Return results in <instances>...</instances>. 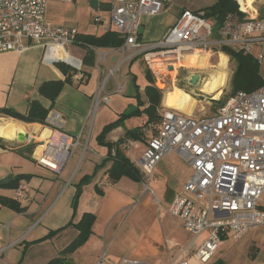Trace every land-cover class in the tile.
<instances>
[{"label":"built area","instance_id":"2783aa9c","mask_svg":"<svg viewBox=\"0 0 264 264\" xmlns=\"http://www.w3.org/2000/svg\"><path fill=\"white\" fill-rule=\"evenodd\" d=\"M170 1H109L108 29L114 27L122 40L112 51L129 54L108 70L107 79L125 61L141 55L157 86L161 80L166 82V77L173 80L172 71H177L176 65L182 55H192L195 50L211 53L212 47L219 49L222 45L232 46L244 54L256 50V59L261 63L264 57V16L260 17L257 9L246 5L243 8L241 4L240 9L246 15L244 19L227 14L215 35L212 20L205 18L202 11L183 10L161 40L147 45L140 43L137 38L142 17L158 14ZM46 3L47 0H0V53H22L29 46L28 42L55 48L75 70L71 79L80 82L84 76L82 60L68 50L77 43L79 32L74 27L48 25ZM97 21L106 22L101 18ZM98 53L99 60L108 56L107 52ZM105 82H101L103 88L100 87L95 94L96 103L111 101V94L104 95ZM123 92L124 83H121L112 94ZM59 119L60 115L54 113L52 120H48L55 126L45 138L32 141L28 138L26 141L33 144L31 156L36 164L54 173L64 168L78 146L83 151L87 149V141L82 142L81 134L63 130ZM145 131L151 136L138 160L145 191L150 190L154 167L168 152L176 151L191 168L190 176L167 208L190 236L184 250L204 234L194 254L206 262L229 236L240 238L251 229L264 228V208L259 204L264 193V80L253 91L228 93L211 114L194 116L164 109L157 128L148 126ZM134 141L127 138L117 148L129 150ZM117 148H112L111 156L115 155ZM26 196L25 185L18 182L16 199ZM4 227L8 229L9 224ZM95 264L111 263L102 254ZM116 264L148 263L122 258Z\"/></svg>","mask_w":264,"mask_h":264},{"label":"crops","instance_id":"0c3cea01","mask_svg":"<svg viewBox=\"0 0 264 264\" xmlns=\"http://www.w3.org/2000/svg\"><path fill=\"white\" fill-rule=\"evenodd\" d=\"M241 1L239 0L240 4ZM213 2L214 0H171L158 14L142 17L140 25L142 31L138 34L137 40L146 45L157 42L163 38L183 10L197 12ZM248 5H251L250 2ZM171 10H175V13L169 14ZM160 14L163 15L162 18L158 17ZM108 24L104 31L112 30V28L108 29ZM28 45L22 53L15 51L0 53V108H10L25 114L30 102L37 101L48 109L46 117L48 125L25 122L2 113H0V123L14 121L19 126V130L26 132L32 141L44 138L51 133L55 125L48 120L54 113H58L62 129L71 134H81L82 142L87 141V147L100 157V160L93 162L94 165L90 168L92 170L80 176L77 174L73 176L71 167L67 164L59 173H54L36 164L31 152L26 151L27 142L19 144L11 140L14 135L10 138L0 136V264H7L3 261L4 258H9L12 261L11 264L14 262L30 264V258H38V261L40 258L41 261L42 258H63L60 255L79 233L75 224L83 213L87 212L86 202L104 196L103 188L112 186L115 189L119 187V184L124 185L123 192L128 193L130 190H135L136 183L140 182L126 176L116 181L109 177L113 159L109 156L107 143L116 142L125 134V128L128 127L122 125L114 128L105 135L103 142H99L98 138L103 127L117 118L123 110L125 113L127 107L134 105L133 112L136 111L134 98L136 92L133 85L128 84L127 87L130 89L128 94L117 95V98L111 99L108 104L101 101L103 105H111V108L97 106L99 109L92 113L94 97L103 76L107 70L116 66L123 56L112 51L115 47H94L93 53L90 54L80 42L71 45L70 52L82 60L84 76L80 82H77L71 79L75 70L63 60L59 50L32 42H28ZM47 50L51 52L48 57L44 55ZM98 52H107L108 56L105 60H99ZM90 55H92L91 58ZM43 57L47 60L44 61ZM128 64L124 70L129 67ZM121 67L120 65L116 72L119 80L122 77L125 79ZM67 76L70 80L63 85L53 102L39 93L38 89L42 83L65 80ZM113 85L114 83H111L104 94H112ZM143 88L139 86L140 92ZM108 116L114 117L105 121ZM32 125H38L39 129L34 131ZM136 141L133 146L136 145ZM147 141H141L142 152ZM129 150L123 151L126 157ZM86 164L88 166L90 162ZM17 182H22L27 191V196L21 200L15 197ZM181 188L182 186L173 191L170 201ZM6 199L10 202L13 200L19 202V209L11 206L10 202L7 203ZM261 207L264 208L262 205ZM4 224H9V228H5ZM92 232L91 227L90 235ZM44 260L45 264L50 261Z\"/></svg>","mask_w":264,"mask_h":264},{"label":"rangeland","instance_id":"374dc122","mask_svg":"<svg viewBox=\"0 0 264 264\" xmlns=\"http://www.w3.org/2000/svg\"><path fill=\"white\" fill-rule=\"evenodd\" d=\"M90 1L47 0L45 8L46 23L51 26L74 27L79 33L85 35H101L108 27L106 24L109 23L110 0H98L99 7L96 9L91 6ZM241 3L244 6L243 8L246 5L249 8L257 9L258 13L259 9L264 11V0H255L254 3L250 1V6L245 3V0H242ZM172 13H175V10L169 12V14ZM158 17L162 18L163 15L160 14ZM100 18L106 22H98L97 20ZM112 30L115 31V28L112 27ZM69 51H71L70 47ZM50 53L47 50L44 55L48 57ZM219 53L220 51L216 47H212L211 53L208 52L212 55L205 61H200L198 57L194 59L196 62L189 66L181 62V66H178L177 71L172 73L173 80L166 77V82L161 80L157 86L154 84L155 79L151 73L152 85L159 89L161 93L160 106L157 108L159 116H161L162 110L165 109L163 104L164 94L173 86L171 81H174L175 85L187 93L190 98L187 108L181 112L202 116L215 111L219 106L218 100L230 92L234 61L227 55L228 63L222 72L221 89L217 95L202 91L201 78L216 71L213 66L218 62ZM127 54L129 52L120 53L123 57ZM252 54L256 57L257 51L254 50ZM43 58L44 61L47 60V58ZM128 63L125 61L121 65V71L123 70L122 73H124L128 83L123 77L119 80L116 73L107 79V70L102 78L103 81H106L104 83V93H106L111 83H114L113 87L115 89L117 84L125 82L124 92L119 96L128 94L130 90L127 87L128 84L133 85L132 75L137 77L138 85L144 87L146 82L145 72L148 67L143 57L140 55L137 59H134L130 67L124 70ZM258 69L261 78L264 80V57ZM189 74L200 76L197 84L190 85L187 83L186 78ZM102 83H100L99 88H103ZM111 95V99L117 98V95ZM142 98H144L143 94ZM97 106L99 108H111V105H103L101 100L96 103L94 99L93 114L96 112ZM128 108V111L133 110ZM52 116L49 120H52ZM113 117L111 116V118ZM111 118L108 116L105 121ZM147 119L148 116L145 112H132L124 116L123 125L131 129L143 125ZM155 125L150 126L154 128ZM142 147L143 143L137 140L136 145L132 146L127 154L133 166L138 170V160L141 157ZM123 154L125 153L123 152ZM99 158L89 147L83 151L82 147L78 146L73 150L66 164L71 167L73 176L76 174L80 176L82 173L92 170L90 168L93 167V162L100 160ZM88 161L90 164L87 166ZM190 174L191 168L185 159L176 151H170L154 167L149 183L150 190H144L142 181L136 183V189L130 190L128 193L123 192L124 185L118 184L119 187L115 189L112 186L103 188L104 196L86 202L88 206L86 211L95 215L92 226L93 232L89 239L81 245H77L73 250L66 252V254L63 253L60 255L63 258L58 259L65 264H95L99 257L104 254L105 260L111 264L118 263L122 258L140 259L148 264H264V228L251 229L240 238L229 236L218 252L206 262H202L194 254L197 246L204 238V234L184 250V247L189 243L190 236L183 229L179 219L168 213L167 208L173 191L181 187ZM259 204L264 206V194ZM44 259L49 261L53 258H42V261L41 258L40 261H38V258H30V264H45ZM3 261H6L7 264L12 262L9 258H4Z\"/></svg>","mask_w":264,"mask_h":264},{"label":"trees","instance_id":"16d2710c","mask_svg":"<svg viewBox=\"0 0 264 264\" xmlns=\"http://www.w3.org/2000/svg\"><path fill=\"white\" fill-rule=\"evenodd\" d=\"M199 11L203 12L205 18L212 20L214 35L219 29L223 19L229 13L234 14L238 19L242 20L246 16L245 13L240 9L239 0H214L211 5H208ZM259 16H264V11L259 9ZM76 42H80L82 46L87 49V52L90 54L93 53L92 48L94 47H117L122 43V40L119 38L118 33L113 30H107L103 34L95 35H85L79 33L76 39ZM218 51L223 52L228 55L231 60L234 61V69L230 81V92L234 93L238 90L243 91H253L260 87L263 83V79L259 74V63L256 57L253 54H244L241 51L236 50L234 47L229 45H222L219 47ZM92 55H90V58ZM137 59V58H135ZM134 59L128 64L129 67ZM129 69V68H128ZM148 69V68H147ZM70 78L67 76L65 80L57 81H46L39 86V93L50 101H54L63 85L68 82ZM145 84L143 91L140 92L139 86L137 83V77L132 75V84L135 88L134 98L136 99V111L137 113L145 112L148 116L147 121L143 125H139L134 128H125V134L120 137L114 143H107L109 147V156L113 159V163L109 169V177L111 180L116 181L122 176L129 177L134 181H141L142 175L137 168H135L128 157L123 154V151L119 150L117 146L127 138H132L134 140L147 141L150 138L151 134L145 131V128L156 124L154 128H157L161 120V116L157 113V108L160 106L161 93L159 89L155 88L152 85L151 72L148 69L145 72ZM142 94L144 98H142ZM218 100L220 105L224 98ZM142 98V99H141ZM0 113L20 119L25 122H37L43 125H48L46 122V117L48 114V109L43 107L37 101H31L29 108L25 114H20L10 108H0ZM126 116L124 110L118 115L117 118L107 123L100 135L99 142H103L105 135L113 130L116 127L123 125V118ZM26 151L31 152L33 144H28L26 146ZM117 148L114 156H111L112 148ZM18 182L15 185L17 186ZM7 203V199L5 200ZM13 202V203H12ZM10 202V205L19 209V202L13 200ZM95 215L91 212H84L78 223L75 225L78 227V235L76 239L69 244L65 249L64 253L73 250L77 245H81L87 240L91 233V227L94 223ZM61 258V257H59ZM47 264H65L60 261L58 258L51 259Z\"/></svg>","mask_w":264,"mask_h":264},{"label":"bare ground","instance_id":"6f19581e","mask_svg":"<svg viewBox=\"0 0 264 264\" xmlns=\"http://www.w3.org/2000/svg\"><path fill=\"white\" fill-rule=\"evenodd\" d=\"M250 1L252 2L254 0H247L246 1L247 5ZM210 55L211 54H208V52H204V51L199 52V51L195 50L193 55H182L176 66H179L181 62L183 64H186V66H189V65L193 64L194 62H196L194 59L198 58V57H199L200 61L201 60L205 61V60L210 58ZM227 63H228L227 55L220 52L218 55V62L216 65L213 66L216 68V71L211 72L209 75H207L205 77L203 76L201 78V86H202L203 92L208 93V94H212V95H217L219 93V91L221 89L220 81H222V76H223L222 72L226 68ZM172 73H173V71H172ZM189 100H190L189 95H187L178 86L173 84L172 88L165 92L164 98H163V104L165 105V107L168 106L167 108H172V109H175L178 111L180 110V112H181L187 108ZM183 113H185V112H183ZM185 114H188V113H185ZM32 127H33L34 131H37L39 129L38 125H32ZM18 131H19V126L16 123H14V121H4V122L0 123V136L1 137L10 138L13 135L15 136V134ZM47 132H46V134H47Z\"/></svg>","mask_w":264,"mask_h":264},{"label":"water","instance_id":"95a60500","mask_svg":"<svg viewBox=\"0 0 264 264\" xmlns=\"http://www.w3.org/2000/svg\"><path fill=\"white\" fill-rule=\"evenodd\" d=\"M97 3H98V0H91L90 1V4L94 9L97 8ZM141 31H142V27L139 28V33H141ZM186 79H187L188 84L195 85L200 80V76L197 74H189ZM128 109H133V110L132 111L126 110V112H125L126 114L133 112L135 110V106L130 105ZM165 109H172V108L165 107ZM27 139H28L27 133L24 132L23 130H19L11 140H13L19 144H24L27 141Z\"/></svg>","mask_w":264,"mask_h":264}]
</instances>
